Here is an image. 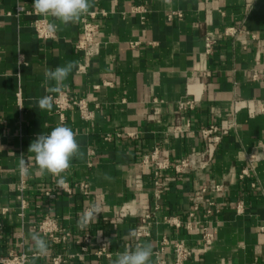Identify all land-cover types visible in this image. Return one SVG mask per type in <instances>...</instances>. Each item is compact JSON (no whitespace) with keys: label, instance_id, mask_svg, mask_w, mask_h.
I'll return each instance as SVG.
<instances>
[{"label":"crops","instance_id":"obj_1","mask_svg":"<svg viewBox=\"0 0 264 264\" xmlns=\"http://www.w3.org/2000/svg\"><path fill=\"white\" fill-rule=\"evenodd\" d=\"M32 5L33 0H0V264L12 255H25L27 264H49L57 254L70 264H111L117 253L134 249L130 232L155 207L157 180L162 198L142 243H151L153 253L165 248L167 264L178 240L192 251L190 264H264V0H92L81 20L99 15L102 47L94 58L75 49L83 37L81 20L61 24L55 40H39L32 23L41 16ZM17 7L29 14L17 18ZM138 7L147 9L144 24L134 13ZM175 12L183 17L168 21ZM228 27L244 33L225 37ZM206 33L219 36L210 55L204 50ZM73 61L77 68L63 93L85 100L92 117L73 110L62 124L54 107L41 110L37 101L48 94L42 86L45 71ZM253 71L260 73L256 81ZM186 100L195 107L180 115L178 104ZM236 103L241 108L232 117ZM60 125L78 133L83 154L63 175L70 186L87 183V198L63 193L48 198L45 192L58 178L38 174L28 151L39 135ZM210 125L224 126L228 134L208 167L157 177L154 165L143 164L155 149L173 161L200 151L201 131ZM177 126L182 133H173ZM251 154L259 162L250 178L240 179ZM20 159L30 165L25 209L18 199ZM212 184L222 187L221 195L202 194L190 218L195 197ZM98 199L100 214L79 229V216ZM46 218L70 231L72 239L54 245L40 233L49 252L33 260L30 233ZM205 227L215 235L210 248L201 241ZM86 236L89 245L83 243ZM150 264H156L153 256Z\"/></svg>","mask_w":264,"mask_h":264},{"label":"built area","instance_id":"obj_2","mask_svg":"<svg viewBox=\"0 0 264 264\" xmlns=\"http://www.w3.org/2000/svg\"><path fill=\"white\" fill-rule=\"evenodd\" d=\"M134 13L140 15L141 23L144 24L147 21V9L144 7H138L134 9ZM15 16L17 18L21 17L23 14H29L23 7H17L15 11ZM102 16H106L105 12L101 13ZM99 15L92 13L82 18L81 22L83 25V37L79 39L75 44V49L77 52L82 53L87 58H94L99 55L102 41L100 35V27L96 23V19ZM177 16L182 18L180 12L172 13L168 16V21H172L173 17ZM50 22L49 19L44 17L37 18L33 23L32 27L34 29L35 35L39 40L42 41H51L55 40L58 37V30L49 35L47 32V23ZM241 33H244L243 29H238L236 27L225 28L222 32L225 37H238ZM219 36L214 33H206L204 36V50L206 55H210L213 52L215 45L218 43ZM259 72L253 71L251 74V79L256 81L259 78ZM99 88V87H97ZM17 99L20 103L21 97L20 93L17 95ZM240 103L233 105L231 109V116H235L241 107ZM55 113L58 115L60 122L63 124L66 120V114L70 111H77L82 118L88 120L92 117V112L89 108L88 103L85 100H78L69 97L66 93H60L57 96H54ZM195 107V101L186 100L178 104V113L181 115L188 111H192ZM186 129L190 128V124L186 123ZM181 127L177 126L173 129V133H182ZM228 134V129L224 126L210 125L208 128L201 131V140H202V149L200 151L189 154L186 157L170 160L168 157L162 156L159 149H155L150 155L143 157V164L145 165H154L156 169V176L159 177L162 173L168 171H174L177 175H188L198 171H201L203 168L208 167L211 161L216 156L217 150L224 140L225 136ZM121 137V135H117ZM262 149L264 152V144H262ZM259 162L257 155L251 154L247 159V166L243 169L240 174V179L250 178L251 173L255 169V165ZM28 186L27 179L25 176L20 174V181L18 183V199L21 202L23 209L26 208L27 202L24 196ZM255 187V185H254ZM163 184L161 181L157 180L154 183V199L155 207L152 210L146 211L139 217V223L136 226L134 232L135 236L133 237L134 244L142 243L144 239L150 237V225L152 217L156 210H158V203L162 198ZM213 191L218 196L222 193V187L218 185H210L209 188L201 189L200 195H197L194 199V204L192 211L190 212L189 217L193 218L195 213L199 209V203L202 200L201 195ZM55 193H63L68 196H73L76 194H81L84 197L90 196L89 185L87 183H79L74 186H70L68 183H65L63 187H58L57 183L52 191L45 192V195L52 199ZM101 209V200L96 201ZM210 213V212H209ZM176 227H180L179 223L174 220L171 222ZM188 229L190 228V223L187 225ZM38 232L47 237L54 245H64L72 239V234L66 229H61L56 221L51 218H46L37 228ZM264 231V228L262 229ZM202 244L205 248H210L214 244L215 235L207 227L202 231L201 237ZM85 245L91 244V239L89 236H86L83 239ZM164 245H167V242H164ZM85 250V248H84ZM105 245H103L101 252H98L97 255H103L105 253ZM166 252L165 248H160L153 253V257L156 261V264H167L166 261ZM193 257L192 251L187 247L186 243L182 240L175 241L172 244V264H190ZM28 258L25 255L16 256L12 255L9 259H4L1 261L2 264H27ZM49 264H70L68 259H64L62 255H55L51 258Z\"/></svg>","mask_w":264,"mask_h":264},{"label":"clouds","instance_id":"obj_3","mask_svg":"<svg viewBox=\"0 0 264 264\" xmlns=\"http://www.w3.org/2000/svg\"><path fill=\"white\" fill-rule=\"evenodd\" d=\"M166 3L170 0H165ZM34 12L44 18H51L47 23V32L49 35L54 34L59 26L75 24L81 20V17L88 14L92 6V0H33ZM77 68L75 61L69 62L55 69L45 71V80L43 87L47 95L39 98L38 107L41 110L49 112L53 109L54 96L65 90V81L68 76ZM77 132H74L67 126H57L48 134L39 135L28 149L34 154L35 166L38 174H51L56 180L58 187H63L66 183L65 174L71 167V161L83 154L80 152V145L76 140ZM19 172L22 176L29 175L30 165L24 159L19 161ZM101 209L98 205H91L86 208L77 220V227L81 230L86 229ZM31 251L32 259L36 260L45 257L49 252V245L39 232L32 231ZM130 236H135V232H130ZM153 256L151 243H137L133 248L126 249L116 254V258L111 264H150Z\"/></svg>","mask_w":264,"mask_h":264}]
</instances>
